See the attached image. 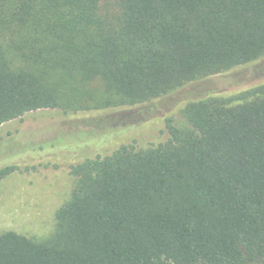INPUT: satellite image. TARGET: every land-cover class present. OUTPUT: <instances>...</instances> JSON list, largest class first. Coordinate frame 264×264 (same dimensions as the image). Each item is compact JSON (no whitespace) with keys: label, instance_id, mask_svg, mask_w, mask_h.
Here are the masks:
<instances>
[{"label":"trees","instance_id":"obj_1","mask_svg":"<svg viewBox=\"0 0 264 264\" xmlns=\"http://www.w3.org/2000/svg\"><path fill=\"white\" fill-rule=\"evenodd\" d=\"M263 57L264 0H0V127L97 79L134 106ZM182 115L159 145L72 165L54 234L1 233L0 264L264 262V87Z\"/></svg>","mask_w":264,"mask_h":264},{"label":"rangeland","instance_id":"obj_2","mask_svg":"<svg viewBox=\"0 0 264 264\" xmlns=\"http://www.w3.org/2000/svg\"><path fill=\"white\" fill-rule=\"evenodd\" d=\"M260 87H264V57L198 77L162 98L134 106H120L116 100L104 104L108 94L97 79L76 91L63 108L31 112L3 124L0 168L38 170L15 173L0 182V234L12 231L37 242L50 238L56 230V214L76 185L72 165L110 155L122 145L135 143L139 149L159 145L169 138L167 120L184 123L182 110L187 103L207 97L235 98ZM244 101L235 99L233 104Z\"/></svg>","mask_w":264,"mask_h":264}]
</instances>
